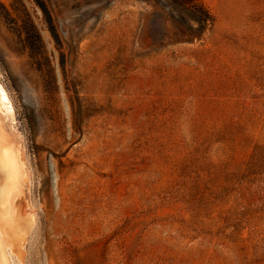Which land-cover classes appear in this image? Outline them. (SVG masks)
Masks as SVG:
<instances>
[{"label": "rangeland", "instance_id": "1", "mask_svg": "<svg viewBox=\"0 0 264 264\" xmlns=\"http://www.w3.org/2000/svg\"><path fill=\"white\" fill-rule=\"evenodd\" d=\"M0 0V81L35 224L13 264H264V0Z\"/></svg>", "mask_w": 264, "mask_h": 264}, {"label": "water", "instance_id": "2", "mask_svg": "<svg viewBox=\"0 0 264 264\" xmlns=\"http://www.w3.org/2000/svg\"><path fill=\"white\" fill-rule=\"evenodd\" d=\"M18 137L12 114L2 92L0 96V234L12 229L19 221L29 220L22 192L25 168L18 158ZM0 237V264H8Z\"/></svg>", "mask_w": 264, "mask_h": 264}, {"label": "bare ground", "instance_id": "3", "mask_svg": "<svg viewBox=\"0 0 264 264\" xmlns=\"http://www.w3.org/2000/svg\"><path fill=\"white\" fill-rule=\"evenodd\" d=\"M0 90H2L3 92L6 105H7V109L12 114L14 127H15L16 134L18 137V141H19L18 158H19V162L22 164V166L26 170L23 176V179H22V192H23L25 202H26V211L28 214L32 215L29 220H21L12 229H10L9 231L3 234H0L1 239L5 243L3 245V251L6 255L8 264H13V261H12L13 257H17L19 260L23 259L24 244H25V241L29 233L31 232L35 224V213L30 205V202L28 200V194H27L28 182L30 178V171L28 169L27 162H26L25 147L23 144V136L16 126L14 108L9 98L8 92L4 88L1 81H0Z\"/></svg>", "mask_w": 264, "mask_h": 264}, {"label": "trees", "instance_id": "4", "mask_svg": "<svg viewBox=\"0 0 264 264\" xmlns=\"http://www.w3.org/2000/svg\"><path fill=\"white\" fill-rule=\"evenodd\" d=\"M183 7L189 9L196 17L199 26H201L202 31L200 35H196L194 39H201L207 27L213 24V17L211 13L205 8L201 3L196 0H177Z\"/></svg>", "mask_w": 264, "mask_h": 264}, {"label": "snow or ice", "instance_id": "5", "mask_svg": "<svg viewBox=\"0 0 264 264\" xmlns=\"http://www.w3.org/2000/svg\"><path fill=\"white\" fill-rule=\"evenodd\" d=\"M0 96H2V90H0Z\"/></svg>", "mask_w": 264, "mask_h": 264}]
</instances>
